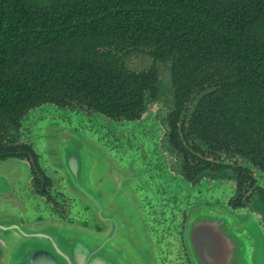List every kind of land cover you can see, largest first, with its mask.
<instances>
[{
	"label": "trees",
	"instance_id": "1",
	"mask_svg": "<svg viewBox=\"0 0 264 264\" xmlns=\"http://www.w3.org/2000/svg\"><path fill=\"white\" fill-rule=\"evenodd\" d=\"M133 53L169 63L176 111L187 93L204 92L187 127L197 139L246 142L260 162L264 0H0V160L27 156L40 173L21 133L19 143L11 137L43 103L133 119L157 81L154 67L127 64Z\"/></svg>",
	"mask_w": 264,
	"mask_h": 264
},
{
	"label": "water",
	"instance_id": "2",
	"mask_svg": "<svg viewBox=\"0 0 264 264\" xmlns=\"http://www.w3.org/2000/svg\"><path fill=\"white\" fill-rule=\"evenodd\" d=\"M74 114L44 104L20 119V141L31 147L40 170L67 200L55 210L31 192L26 160H0V194L24 210L0 219V264H169L170 253L184 250L171 234L158 241L165 224L160 219L157 224L151 208L161 203V195L141 155L122 140L113 148L100 139L101 129L94 133ZM86 118L109 128L115 124L100 113ZM17 166L26 167L28 177L10 171ZM213 192L192 191L181 202L182 244L190 264H264V232L253 215L231 208ZM19 193L26 199H17Z\"/></svg>",
	"mask_w": 264,
	"mask_h": 264
},
{
	"label": "flooded vegetation",
	"instance_id": "3",
	"mask_svg": "<svg viewBox=\"0 0 264 264\" xmlns=\"http://www.w3.org/2000/svg\"><path fill=\"white\" fill-rule=\"evenodd\" d=\"M145 59L150 62L148 67H139L138 59ZM129 64L137 72L149 71L150 67L156 71L155 91L146 90V96L140 112L133 119L126 118H110L116 123L122 121H134L137 127H132L131 131L125 134L120 131L110 130L109 127L101 125L105 129H101L105 136L100 139L114 145L121 144L120 136H126L130 143V149L136 154L141 155L142 163L145 170L151 173V178L157 185L162 203V217H156L158 225H162L160 219L164 222L161 232L164 234L158 237V241L167 239L165 235L178 237L181 242V247L184 252L181 255L175 256L169 254V264H190L186 257L185 247L182 244L184 226V214L182 211V200H187L192 191L198 194L202 193V188L206 192L219 190L225 203L233 209H245L250 214L255 215L260 223V227L264 232V157L257 156V160L249 157L242 149V142L239 146L229 144L221 148H212L206 142L195 137L192 131H188V123L191 120V114L196 108L199 94L196 92L187 93L185 97L187 102L180 111L175 110V95L171 84L172 75L168 62H154L151 57L144 53H133L128 59ZM166 64L169 75H162L158 65ZM167 79L170 80L171 90L168 96L160 92V85ZM196 91L199 87H196ZM52 104L59 109L69 110L83 115L94 114L93 111L86 110L82 106L72 103L71 105ZM243 111V110H241ZM235 113L233 114V116ZM235 118V117H232ZM175 128V131L173 129ZM100 132V130H96ZM248 131V130H247ZM17 136L20 134V126L18 127ZM173 132L178 136L179 142L176 145ZM8 137V135H6ZM242 137H246L243 135ZM142 143L138 146L136 140ZM19 139V136H18ZM116 143V144H115ZM118 143V145H117ZM26 160L31 169V178L29 180L31 192L45 199L47 203H51L55 210H62L64 205L59 204L60 200L66 202L67 198L64 193L57 187H54L53 182L47 178L40 170L34 171L31 168L28 157H17ZM256 157V156H254ZM36 159V158H35ZM150 179V181H151ZM152 182V181H151ZM185 183V184H183ZM185 185V187H182ZM184 188L185 190H183ZM180 193L183 195L180 196ZM215 202L217 199L214 200ZM208 203V200H206ZM168 210H171L169 213ZM181 212V219L177 215ZM154 214V213H153ZM170 214V218L168 217ZM172 219L179 222L175 226L172 224L166 225ZM179 228V229H178Z\"/></svg>",
	"mask_w": 264,
	"mask_h": 264
},
{
	"label": "rangeland",
	"instance_id": "4",
	"mask_svg": "<svg viewBox=\"0 0 264 264\" xmlns=\"http://www.w3.org/2000/svg\"><path fill=\"white\" fill-rule=\"evenodd\" d=\"M132 61H137V64L139 65V67H148L150 65V62L145 60V59H138V60H133ZM157 68H159L161 70V73L162 75H166V77H168L167 75H169V70L166 66V64H161V65H158ZM169 89L171 90V84H170V80L167 79L162 83V85H160V92L166 96H168V94L170 93ZM28 113V112H27ZM80 113H76L74 114L73 116L76 118L75 120L77 121L78 124H82V125H86L88 128H90L91 130L94 131V133H96L95 130H100V129H105L103 128L96 120H92V119H88L86 118V116H91L92 114L90 115H79ZM137 127V124L134 122V121H124V122H120V123H116V124H113V126L111 128H109L110 130H116L118 128H121L120 131L121 132H124L125 134H127L128 132L131 131L132 127ZM125 127H127L126 129H124ZM8 134V132L6 133V135ZM13 141L19 143V140H18V136H17V133L14 134V137H11ZM121 140L123 141V145H126L128 148L130 147V143L129 141L126 139V136H123L121 135L120 136ZM136 143L138 146H142V143L138 142V138L136 140ZM111 145V143H109ZM122 145V146H123ZM113 148H115L114 146H112ZM121 145L119 144L118 147L116 148H120ZM132 150V149H131ZM9 161L6 162V165L5 167H8L9 168V165L7 166V163ZM10 171H14L16 172L17 175H19L20 177H28V173L26 171V167H21V166H17V167H14V169L10 170ZM216 191H218V194L216 196H222L221 192H219V190H214L213 193H216ZM2 194V192H0ZM15 193V191H14ZM30 193V192H28ZM212 193V194H213ZM0 194V219H3V215H6L7 213H12V212H20L21 215H22V212L24 210L20 209L15 203L14 201H9V200H3L5 198H2L3 196ZM18 198H24L26 199V196L24 193H19L18 196H17V199ZM21 201V200H19ZM23 202V200L21 201ZM33 207V205L31 206ZM161 209H162V203H158V205L155 207V208H151V213H154L156 214L157 216H159L161 214V217H162V212H161ZM181 215L180 214V218H181ZM253 219L255 220L256 224L260 225L259 223V220L258 218L253 215Z\"/></svg>",
	"mask_w": 264,
	"mask_h": 264
}]
</instances>
